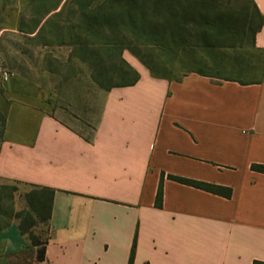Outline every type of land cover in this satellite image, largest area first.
<instances>
[{"label": "crops", "instance_id": "obj_1", "mask_svg": "<svg viewBox=\"0 0 264 264\" xmlns=\"http://www.w3.org/2000/svg\"><path fill=\"white\" fill-rule=\"evenodd\" d=\"M248 1L264 16V0ZM254 46L264 50V24ZM124 59L139 80L103 93L89 137L54 109V91L0 96V183L54 190L37 264H128L134 243L132 264H264V174L250 170L264 165V79L173 82ZM161 173L231 195L164 178L157 209ZM0 233L4 252L35 262L15 224Z\"/></svg>", "mask_w": 264, "mask_h": 264}, {"label": "trees", "instance_id": "obj_2", "mask_svg": "<svg viewBox=\"0 0 264 264\" xmlns=\"http://www.w3.org/2000/svg\"><path fill=\"white\" fill-rule=\"evenodd\" d=\"M29 7L35 17L34 29L29 34L34 33L40 45H49L50 42L43 39L48 26L47 33L57 44L79 48L83 52L80 61L89 65L94 81L96 77L103 80L97 83L104 91L130 87L139 80V73L122 58L123 51L139 59L152 78L170 81L165 70L175 63H182L185 57L195 62L194 57L199 51L245 47L258 50L254 38L264 24V16L248 0H29ZM21 29L19 32L24 33ZM258 51L264 56V50ZM193 74L216 79L198 69ZM217 79L241 85L255 83L231 77ZM0 122L1 136L5 122L3 115ZM250 170L264 174V165L252 164ZM164 178L226 199L231 195V190L226 187L161 173L154 199L157 209L162 205ZM26 187V209L16 213L9 210L6 217L0 219V231L10 226V219L17 220L19 234L27 237L37 249L35 262L41 263L45 255L46 232L44 240L39 241L31 231L39 225L47 230L54 190ZM0 190L7 196L12 191L6 186ZM134 250L135 243L128 264H132Z\"/></svg>", "mask_w": 264, "mask_h": 264}, {"label": "rangeland", "instance_id": "obj_3", "mask_svg": "<svg viewBox=\"0 0 264 264\" xmlns=\"http://www.w3.org/2000/svg\"><path fill=\"white\" fill-rule=\"evenodd\" d=\"M65 8L67 13L68 6ZM34 20L29 0H0V96L5 92L19 91L26 94L34 92L44 102L47 93L54 91L57 97L53 104L54 109L63 110L67 118L70 116L78 118L79 122L70 121V125L80 134L89 137L99 115L105 92L99 85L103 80L98 77L95 81L92 79L89 65L79 59L83 54L79 48H71L53 41L47 33L50 29L48 26L43 32V39L50 44L40 45L34 38L35 34H29L34 29ZM53 22L54 20H51V23ZM20 29L24 33H20ZM125 55L133 57L147 71L140 60L130 52L123 51V59ZM194 61L185 57L182 63H175L171 69L167 68L165 74L170 81L181 80L197 69L215 77L216 81H222L217 77L223 79L231 77L243 82H259L264 79V56L253 48L199 51ZM217 68L223 70L217 71L220 70ZM246 68L249 70H245ZM2 108L3 101L0 99V116ZM4 186L11 188L12 191L10 196H7L0 190V219L5 218L9 210L16 213L26 209L24 194L28 188L13 182L0 183V188ZM11 224L17 226V220L10 219ZM31 232L42 241L46 229L39 225ZM21 237L24 238L27 247L35 251L36 256L37 249L32 247L27 237ZM23 256L7 254L0 246V264H37L28 260L26 255Z\"/></svg>", "mask_w": 264, "mask_h": 264}]
</instances>
